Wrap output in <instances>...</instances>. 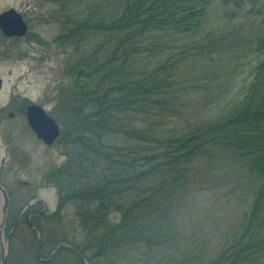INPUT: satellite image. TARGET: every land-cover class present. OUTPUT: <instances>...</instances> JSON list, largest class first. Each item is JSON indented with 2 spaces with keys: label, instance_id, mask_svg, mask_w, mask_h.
Wrapping results in <instances>:
<instances>
[{
  "label": "trees",
  "instance_id": "16d2710c",
  "mask_svg": "<svg viewBox=\"0 0 264 264\" xmlns=\"http://www.w3.org/2000/svg\"><path fill=\"white\" fill-rule=\"evenodd\" d=\"M218 1L101 0L55 39L80 54L72 67L78 105L69 120L80 132L62 137L68 160L47 182L58 188V212L76 206L85 234L73 245L90 264H264V34L245 40L260 63L229 111L190 130L170 127L185 116L190 63L209 49L211 63L226 51L208 28ZM231 1L222 3L230 9ZM100 38L102 51L89 50L87 41ZM195 164L249 181L234 238L210 257L179 216L176 232L168 209Z\"/></svg>",
  "mask_w": 264,
  "mask_h": 264
},
{
  "label": "rangeland",
  "instance_id": "374dc122",
  "mask_svg": "<svg viewBox=\"0 0 264 264\" xmlns=\"http://www.w3.org/2000/svg\"><path fill=\"white\" fill-rule=\"evenodd\" d=\"M223 1L214 4L216 12L208 28L214 31L217 41L224 40L221 45L226 51L220 57L216 52L218 58L211 63L209 59L216 55H209V49L205 57L190 63L195 65L191 66L195 77L185 83L189 89L181 94L184 104L180 108L185 116L179 122L173 119L170 127L190 130L229 111L255 77L260 60L250 53L245 40L264 34V0H232L230 9ZM240 2H245L242 9L237 7ZM99 4L101 0H0V15L15 8L29 25L28 34L20 39L5 37L0 31V184L11 199L9 230L30 201L41 198L48 203L49 211L32 219L43 233L41 256L45 261L59 242L80 244L85 234L76 206L68 205L58 212V188L47 182L53 170L62 168L68 160L62 137L67 131L80 132L72 129L69 121L71 110L78 105V82L72 67L80 54L55 39L69 27L65 25L68 21H85ZM105 5L109 10L112 2ZM102 44L101 38L98 42L87 41L94 53L102 51ZM189 92L192 97L186 96ZM33 104L43 107L60 125L61 137L53 146L38 139L29 126L26 109ZM208 172L204 164H195L189 183L173 194L177 201L168 209L170 216L176 217V232L179 216L185 229L198 233L208 253L205 255L210 257L234 238L249 203V181L245 174L222 172L213 176ZM234 189L240 193H233ZM33 209L42 211L43 206L35 205ZM60 249L51 264H82L74 251ZM39 261L38 235L23 220L9 243V264L45 262Z\"/></svg>",
  "mask_w": 264,
  "mask_h": 264
},
{
  "label": "water",
  "instance_id": "95a60500",
  "mask_svg": "<svg viewBox=\"0 0 264 264\" xmlns=\"http://www.w3.org/2000/svg\"><path fill=\"white\" fill-rule=\"evenodd\" d=\"M0 29L8 37H24L28 31L29 26L25 22L23 16L18 13L15 9L6 11L0 15ZM27 119L29 126L32 128L37 138L40 139L48 146H53L61 136V128L57 120L52 117L45 109L39 105L33 104L30 105L27 109ZM43 203L45 205V210L42 214L46 213L49 209L48 203L41 199L37 198L33 200L26 209L31 207L34 204ZM10 196L6 188L0 184V251H1V264H8L9 261V241L15 232L21 218L23 217L24 212L20 216L16 226L12 232L6 237L5 227L10 211ZM30 226L39 231V252L42 250V232L30 222ZM67 245V244H66ZM59 248H56L54 254L50 259H52ZM80 257L84 260V264H89L83 254H79ZM49 259V260H50ZM47 260V261H49Z\"/></svg>",
  "mask_w": 264,
  "mask_h": 264
},
{
  "label": "flooded vegetation",
  "instance_id": "af4514ba",
  "mask_svg": "<svg viewBox=\"0 0 264 264\" xmlns=\"http://www.w3.org/2000/svg\"><path fill=\"white\" fill-rule=\"evenodd\" d=\"M0 31H1V29H0ZM1 33L3 34V36H5V37H7L2 31H1ZM11 116H15V114L14 113H12L11 114ZM5 165V162H3V166ZM7 192H8V194H9V191L7 190ZM10 195V194H9ZM31 202V201H30ZM30 202L28 203V204H30ZM35 205H39V204H34V205H32L31 207H29L28 209H26V207L28 206H26L25 207V209H23V211L21 212V214L19 215V217L16 219V222H15V224L13 225V227L11 228V230H9L8 229V220H7V224H6V229H5V231H6V235H8V234H10L11 232H12V230L14 229V227L16 226V223L18 222V220H20V216L22 215V213L24 212V210H25V213L23 214V217L21 218V221L20 222H22L23 220H26V222H27V224H28V226H29V228H31V229H33V232L36 234V235H38V233H39V231L37 230V229H35V228H33V227H31L30 226V222L32 223V224H34L40 231H41V229H40V227L37 225V224H35V223H33L32 222V219H33V217L34 216H43V215H45V214H42V212L45 210V205L43 204V203H40V205H42L43 206V210L42 211H39V210H37V209H33V206H35ZM10 212H11V208H10ZM10 214V213H9ZM8 219H9V217H8ZM21 224V223H20ZM19 224V225H20ZM19 225H18V227H19ZM18 227H17V229H18ZM16 229V230H17ZM8 230H9V233H7L8 232ZM16 232V231H15ZM15 232H14V234H15ZM13 234V235H14ZM12 239V238H11ZM11 241V240H10ZM62 242V241H61ZM60 243V242H59ZM59 243H58V245H59ZM62 246H64V245H62ZM67 247V246H66ZM42 248H43V244H42ZM69 248V247H68ZM71 249V248H70ZM38 250H39V246H38ZM74 252H75V250L74 249H72ZM39 260L41 261V262H44L45 260L42 258V256L41 255H39ZM39 261V262H40ZM46 262V261H45ZM45 262H44V264H45ZM47 263V262H46Z\"/></svg>",
  "mask_w": 264,
  "mask_h": 264
}]
</instances>
